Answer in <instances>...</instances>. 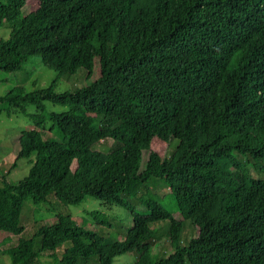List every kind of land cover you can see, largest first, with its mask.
<instances>
[{"label":"trees","instance_id":"obj_1","mask_svg":"<svg viewBox=\"0 0 264 264\" xmlns=\"http://www.w3.org/2000/svg\"><path fill=\"white\" fill-rule=\"evenodd\" d=\"M25 2L0 0V70L36 55L55 76L97 73L72 90L0 96L63 108L44 112L43 132L14 137L9 168L24 158L26 173L0 175V244L16 236L9 264H110L132 249V264H264V0H35L18 16ZM153 137L174 144L150 166ZM104 138L107 151L90 148ZM48 194L62 205L94 198L129 222L104 238L69 214L21 213ZM175 216L194 233L165 251L155 226ZM25 219L33 228L21 237Z\"/></svg>","mask_w":264,"mask_h":264},{"label":"rangeland","instance_id":"obj_2","mask_svg":"<svg viewBox=\"0 0 264 264\" xmlns=\"http://www.w3.org/2000/svg\"><path fill=\"white\" fill-rule=\"evenodd\" d=\"M35 0H26V2L19 8L18 16H22L28 10L35 6ZM9 27L5 22L0 23V36H5ZM96 70L93 68L89 75H85L82 69H77L70 74H61L55 76L54 72L41 64L38 56L30 55L22 63L19 69L15 71L0 70V96L11 90L13 87H19L24 93L31 90L45 87L51 83L52 88L56 91L72 90L75 87L84 85L93 80L96 76ZM13 98L2 100L0 103V175L4 170L8 169V177L10 179L20 178L26 173L28 163L26 159H17L15 166L10 167L13 159V152L15 149L16 134L26 128L38 127L41 125V131L48 127L49 122L45 118V111L59 112L63 108L58 105L51 104L48 101H43V105L39 109H35L33 105L28 102H23L21 98L16 95H11ZM112 141L109 138L97 140L90 145V148L99 151H107ZM174 141L163 143L157 137H153L150 141V149L153 153L150 157L149 165L153 166L155 155H167ZM13 153V154H12ZM143 158L139 160L138 167L143 166ZM150 189V188H149ZM165 188L158 186L153 193L162 194ZM46 200L38 204H32L27 200L24 201V206L21 213H31L34 221H46L53 213L69 214L71 218L78 224L83 225L97 232L104 238H120L129 222V216L125 210L116 206H102L98 201L91 197H84V199L76 205L57 203L51 194L45 196ZM136 203L134 199H131ZM138 206V205H137ZM94 210L97 215L103 218V221L108 225H96L94 217L89 214V211ZM24 212V213H23ZM173 222L161 221L155 226L154 241H161V248L166 250L168 240L177 238H188L194 233V229L190 226L187 220L182 223L178 217ZM34 221L32 223H34ZM28 223L25 219L23 221V228L18 234L21 237H26L30 234L33 224ZM1 235V234H0ZM15 235H11L8 240L0 244V264H9V258L4 248L7 245L15 242ZM137 250L134 249L116 255L110 264H132L136 258ZM48 257L43 255L41 260H46ZM49 259V258H48Z\"/></svg>","mask_w":264,"mask_h":264},{"label":"crops","instance_id":"obj_3","mask_svg":"<svg viewBox=\"0 0 264 264\" xmlns=\"http://www.w3.org/2000/svg\"><path fill=\"white\" fill-rule=\"evenodd\" d=\"M13 153H14V152H13ZM13 153H12V154H13ZM13 155H14V154H13ZM11 161H13V159H12V160H10L9 162H11ZM0 234H1V233H0ZM0 236H1V235H0Z\"/></svg>","mask_w":264,"mask_h":264}]
</instances>
